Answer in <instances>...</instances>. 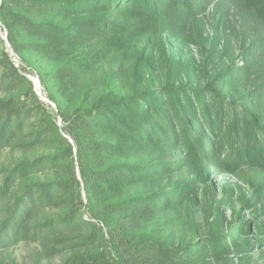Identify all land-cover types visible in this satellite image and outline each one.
<instances>
[{"label": "trees", "instance_id": "trees-1", "mask_svg": "<svg viewBox=\"0 0 264 264\" xmlns=\"http://www.w3.org/2000/svg\"><path fill=\"white\" fill-rule=\"evenodd\" d=\"M245 1L264 21V0ZM4 4L11 5L9 14L5 12L3 16L13 29L14 50L21 55H37L55 68L48 79H40L41 85L50 90L49 99L56 105L64 128H59L49 116L32 82L10 61L4 62L0 66V86L4 82L25 92L17 99L0 100V147L8 145L29 114L36 111L47 123L38 140L57 142L63 148L47 158V163H23L13 171L7 187L0 192V200L5 198L12 181L42 164L64 173L65 179L31 187L15 199L10 217L0 230V247L28 240L62 242L66 235L77 233L82 251L63 264H207L210 257L222 260L230 252L241 253L264 244V225H255L263 241L244 239L238 231L229 236L213 233L202 241L189 243L176 242L172 234L164 237L162 226L160 230L153 227L157 218L181 207L189 195L196 193L195 189L175 183L179 172L188 170L201 179L206 161L225 156L222 145L214 142L216 138L230 146L228 157L221 159L224 163L236 161L230 169L249 164L264 170V114L254 115L253 120L240 118V108L233 102L238 99L244 109L251 104L247 94L234 98L222 93L229 78L221 80L225 86L222 92L186 87L172 76L162 90L150 87L126 91L110 81L105 89L98 90L90 104L79 102L84 67L75 57L79 49L93 43L119 49L122 39H145L153 34L161 39L163 15L183 13L189 18L202 3L6 0ZM49 80L53 81L51 87ZM207 143L213 150L216 147V155L210 156ZM168 148L183 149L184 158L146 165L136 162L138 157ZM83 208L89 211L91 221L79 219ZM48 209L62 212L63 216L30 229L32 219Z\"/></svg>", "mask_w": 264, "mask_h": 264}, {"label": "rangeland", "instance_id": "rangeland-1", "mask_svg": "<svg viewBox=\"0 0 264 264\" xmlns=\"http://www.w3.org/2000/svg\"><path fill=\"white\" fill-rule=\"evenodd\" d=\"M5 1L0 0V66L10 61L30 81L32 78L39 80L40 91L31 81L34 91L45 109H48L49 116L63 129L64 123L58 117V109L49 99L50 90L41 85L40 79L41 76L47 78L55 68L37 55H21L14 50L11 42L13 29L6 24L3 16L5 12L9 14L11 5L5 6ZM198 2L202 3L201 8L189 18L183 13L163 15L161 39L153 34L145 39H122L119 49L105 48L103 44L97 43L79 49L75 57L79 65H84L81 68L83 91L79 102L90 104L98 90L105 89L110 81L126 91L150 87L162 90L167 78L172 76L186 87L196 86L204 91L215 89L222 92L225 86H222L221 80L229 78L226 82L228 87L222 93L234 98L247 94L251 104L250 108L244 109L238 99L233 102L240 108V118L253 120L254 115H263L264 21L245 0ZM5 18L9 20L7 15ZM52 83L49 80L50 87ZM92 88L95 90H90ZM24 92L21 87L14 88L3 82L0 100L17 99ZM225 111L228 114L230 112L227 107ZM46 124L44 118L33 111L10 143L0 147V192L7 187L8 177L23 163H47V158L62 152L63 147L57 142L38 140ZM66 137L72 142L68 135ZM214 142L222 145L225 156L221 159L227 158L229 144L222 143L219 138ZM261 144L264 146V140ZM206 150L210 156L218 153L216 147L213 150L209 143L206 144ZM184 156L183 149L168 148L161 153L138 157L136 162L143 165L151 162L170 163ZM221 159L215 156L206 161L201 179L188 170L174 177L175 183L183 188L195 189L196 193L189 195V200L181 207L169 210L153 223L155 229L163 227L164 237L172 234L171 238L176 242L189 243L193 240L202 241L213 233L229 236L240 231L244 239L263 241L255 225H264V170L249 164H238L232 170L230 167L236 161L231 159L229 163H224ZM75 164L77 176L81 180L77 161ZM44 165L31 169L25 176L9 184L5 198L0 200V230L9 219V210L16 198L22 197L31 187L65 179L64 173ZM83 198L86 201L84 192ZM78 215L81 220L91 221L86 208L81 209ZM62 216V212L51 209L40 212L30 222V229ZM80 244L77 233L66 235L62 242L22 241L15 246L0 247V264H63L71 255L82 251ZM228 245L233 247V244ZM207 264H264V244L248 247L241 253L230 252L222 260L210 257Z\"/></svg>", "mask_w": 264, "mask_h": 264}, {"label": "bare ground", "instance_id": "bare-ground-1", "mask_svg": "<svg viewBox=\"0 0 264 264\" xmlns=\"http://www.w3.org/2000/svg\"><path fill=\"white\" fill-rule=\"evenodd\" d=\"M32 80L34 81L35 83V86L37 88V91H40L39 87H40V83H39V80H37L36 78H32Z\"/></svg>", "mask_w": 264, "mask_h": 264}, {"label": "water", "instance_id": "water-1", "mask_svg": "<svg viewBox=\"0 0 264 264\" xmlns=\"http://www.w3.org/2000/svg\"><path fill=\"white\" fill-rule=\"evenodd\" d=\"M31 81L34 83V81L31 79ZM35 84V83H34Z\"/></svg>", "mask_w": 264, "mask_h": 264}]
</instances>
